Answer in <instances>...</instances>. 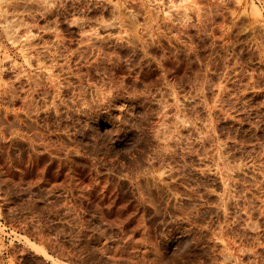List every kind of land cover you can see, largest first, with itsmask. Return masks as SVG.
I'll list each match as a JSON object with an SVG mask.
<instances>
[{
	"label": "rangeland",
	"instance_id": "rangeland-1",
	"mask_svg": "<svg viewBox=\"0 0 264 264\" xmlns=\"http://www.w3.org/2000/svg\"><path fill=\"white\" fill-rule=\"evenodd\" d=\"M0 264H264V0H0Z\"/></svg>",
	"mask_w": 264,
	"mask_h": 264
},
{
	"label": "bare ground",
	"instance_id": "bare-ground-1",
	"mask_svg": "<svg viewBox=\"0 0 264 264\" xmlns=\"http://www.w3.org/2000/svg\"><path fill=\"white\" fill-rule=\"evenodd\" d=\"M257 13H258V10H257ZM119 21H121V20L119 19ZM48 85L46 83L45 84V87L40 89L41 90V93L40 94H47V92L51 89L55 93V96H59L62 92L68 91L67 90L68 87L66 85L65 86H60V82L59 81L55 83V80H50L49 83H48ZM53 110H54V112L57 113L59 111V107L58 106H55Z\"/></svg>",
	"mask_w": 264,
	"mask_h": 264
}]
</instances>
